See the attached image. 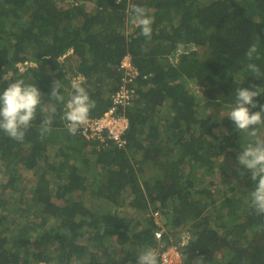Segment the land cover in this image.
<instances>
[{
    "label": "trees",
    "instance_id": "1",
    "mask_svg": "<svg viewBox=\"0 0 264 264\" xmlns=\"http://www.w3.org/2000/svg\"><path fill=\"white\" fill-rule=\"evenodd\" d=\"M125 56L139 74L118 109L124 143L69 133L54 81L66 102L83 78L99 117ZM16 80L56 111L44 138L39 108L23 142L0 130V264H136L161 227L184 264H264V215L237 159L255 138L228 118L240 88L264 105V0H0V92Z\"/></svg>",
    "mask_w": 264,
    "mask_h": 264
},
{
    "label": "clouds",
    "instance_id": "2",
    "mask_svg": "<svg viewBox=\"0 0 264 264\" xmlns=\"http://www.w3.org/2000/svg\"><path fill=\"white\" fill-rule=\"evenodd\" d=\"M133 23L140 27L143 36L151 38L153 19L144 8L139 6L133 8ZM257 53L256 44L250 45L246 51L247 59L250 61L246 68L258 76L260 69L254 62H251L258 59ZM83 85V78H74L71 81L73 94L65 102V97L60 94V84L54 81L49 96L57 102L64 103L66 109L64 119L67 121V128L71 134H74L88 121L90 112L95 107V101L90 99ZM259 95L260 93L255 89L240 88L235 104L228 113V118L237 130L255 138L254 142L243 147L237 159L239 165L250 171L251 180L255 182L254 190L249 192L251 207L255 209L257 215H264V137L258 135L259 130L264 128V105H258V102L254 100V97ZM257 107L260 108L259 111H251ZM38 108L42 112L49 113L44 117L39 129L41 138H44L52 130L55 106H44L43 95L34 84H25L23 80L11 82L6 89L0 92V130L11 139L23 142L26 131L36 119ZM158 230L163 233L162 227ZM156 240L158 243L157 238ZM136 264H162V261L154 249L146 248L138 256Z\"/></svg>",
    "mask_w": 264,
    "mask_h": 264
},
{
    "label": "built area",
    "instance_id": "3",
    "mask_svg": "<svg viewBox=\"0 0 264 264\" xmlns=\"http://www.w3.org/2000/svg\"><path fill=\"white\" fill-rule=\"evenodd\" d=\"M123 68V76L118 87L110 95V104L99 117H89L88 121L80 126L81 132L86 136H94L102 138V133L106 132L108 137L114 139L116 142L124 143L121 134L128 124L127 118L123 114H119L118 109H124L128 106L134 97V88L129 82L139 74L138 69L130 62V57L125 56L120 63ZM67 126V123H66ZM154 217L158 213L154 212ZM155 236L158 239V246L153 247L156 253L160 256L162 264H184L181 260L178 243H170L163 246L160 241L161 230H155ZM185 240L182 239L180 243Z\"/></svg>",
    "mask_w": 264,
    "mask_h": 264
},
{
    "label": "rangeland",
    "instance_id": "4",
    "mask_svg": "<svg viewBox=\"0 0 264 264\" xmlns=\"http://www.w3.org/2000/svg\"><path fill=\"white\" fill-rule=\"evenodd\" d=\"M24 67H25V64H20V68H21L22 70L24 69ZM194 87H195L196 89H198V86H197V85H194ZM260 136H261V137H264V131L260 134ZM155 220H157L158 223H160L158 217H156ZM176 230H177L176 235L178 236L179 233H180L182 230H181V229H176ZM183 232H184V231H183ZM185 233H186V232H185ZM174 234H175V233H174ZM186 234H187V233H186ZM170 237H171V235H170ZM175 237H176V236H173V237H171V239L174 240ZM186 237H187V235H186ZM186 237H185V238L180 237V241H182V239L185 240ZM172 240H171V241H172Z\"/></svg>",
    "mask_w": 264,
    "mask_h": 264
}]
</instances>
